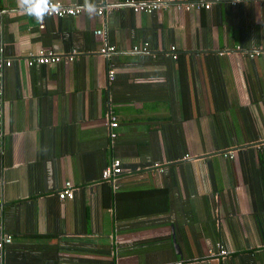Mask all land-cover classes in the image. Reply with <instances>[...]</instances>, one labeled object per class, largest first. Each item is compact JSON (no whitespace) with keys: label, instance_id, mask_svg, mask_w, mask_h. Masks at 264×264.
<instances>
[{"label":"crops","instance_id":"1","mask_svg":"<svg viewBox=\"0 0 264 264\" xmlns=\"http://www.w3.org/2000/svg\"><path fill=\"white\" fill-rule=\"evenodd\" d=\"M143 1L0 0V264H264V0Z\"/></svg>","mask_w":264,"mask_h":264},{"label":"built area","instance_id":"2","mask_svg":"<svg viewBox=\"0 0 264 264\" xmlns=\"http://www.w3.org/2000/svg\"><path fill=\"white\" fill-rule=\"evenodd\" d=\"M52 3L55 5L54 10H50L44 17H54V18H63V17H76L84 12H87L84 7H76L74 5H64L59 1L52 0ZM174 3V0H147L140 3L128 4L129 7L132 8L134 13H145L150 14L153 11H157L159 9L166 10L169 7V4ZM209 5L207 3H188L183 6L185 11L189 10H199V9H208ZM111 7H97L96 15L102 16L103 13L108 12ZM94 34L99 35L100 31H95ZM112 51V49L102 50L101 52ZM136 51V50H134ZM141 51H144L142 49ZM62 57L52 53L50 51H37L34 55H31L26 62L27 66H31L33 64L36 65H48L51 63H57L61 61ZM66 61H70L71 57H65ZM9 62H0V69L3 65L9 66ZM107 78L109 81L113 78V71L110 70L107 73ZM108 129H109V137L113 139L115 137V133L111 132V129L116 128L117 122L116 118L113 115L108 114L107 116ZM0 127H1V93H0ZM1 138V134H0ZM231 152H227L226 154H230ZM120 174V161L118 159H113L110 161L107 167H105L101 173L100 178L103 182H111L113 183L117 176ZM64 189L58 193V198L60 200L63 199H71L72 191L71 185L66 183L64 185ZM11 243V237L8 235H4L0 237V250L4 245H8ZM220 255H224L225 252L221 249V247H217Z\"/></svg>","mask_w":264,"mask_h":264},{"label":"clouds","instance_id":"3","mask_svg":"<svg viewBox=\"0 0 264 264\" xmlns=\"http://www.w3.org/2000/svg\"><path fill=\"white\" fill-rule=\"evenodd\" d=\"M18 7L28 16L34 17L38 22L50 11L55 9L52 0H17ZM84 8L88 14L97 11V6L90 0H84Z\"/></svg>","mask_w":264,"mask_h":264},{"label":"rangeland","instance_id":"4","mask_svg":"<svg viewBox=\"0 0 264 264\" xmlns=\"http://www.w3.org/2000/svg\"><path fill=\"white\" fill-rule=\"evenodd\" d=\"M207 150V149H206ZM209 151V150H208ZM211 152V151H210ZM222 153H225V152H222ZM227 153V152H226Z\"/></svg>","mask_w":264,"mask_h":264}]
</instances>
